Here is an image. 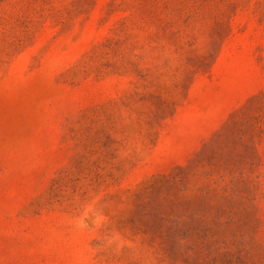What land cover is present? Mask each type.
I'll use <instances>...</instances> for the list:
<instances>
[{
    "label": "rangeland",
    "instance_id": "obj_1",
    "mask_svg": "<svg viewBox=\"0 0 264 264\" xmlns=\"http://www.w3.org/2000/svg\"><path fill=\"white\" fill-rule=\"evenodd\" d=\"M0 264H264V0H0Z\"/></svg>",
    "mask_w": 264,
    "mask_h": 264
}]
</instances>
